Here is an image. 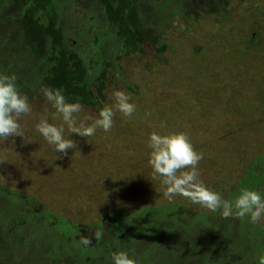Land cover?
<instances>
[{
    "label": "trees",
    "instance_id": "1",
    "mask_svg": "<svg viewBox=\"0 0 264 264\" xmlns=\"http://www.w3.org/2000/svg\"><path fill=\"white\" fill-rule=\"evenodd\" d=\"M231 6L232 0H0V72L15 74L20 91L30 102L44 103L42 89L54 86L62 89L69 100H79L84 108L98 112L108 98L107 76L111 70L119 72L118 62L123 53L139 55L145 43H152L161 55L168 48L164 36L178 21L197 20L202 15L226 20ZM98 25L101 27L96 30ZM81 26L86 28L84 36H79ZM74 33L88 45L78 48ZM250 40L255 41L254 46L243 41L233 45L230 52L252 45L253 53L260 55L256 46L261 42L258 29L253 30ZM230 52L225 58H233ZM121 81L132 93L138 92L127 80ZM46 111L51 117L53 112L42 109L28 120L22 118L24 137L2 140L8 147L6 165L14 167L11 153L20 155L21 144L39 137L47 143L35 129L37 120ZM136 111L141 115L150 110ZM131 121L133 126L141 122ZM123 127L124 122L121 131L131 135L130 126ZM117 129L113 125L111 131L115 133ZM242 130L248 138L246 129ZM138 137L145 139L144 133ZM231 137L237 136L233 133ZM71 138L76 149H69L68 155L61 153L58 161L61 171L67 173L63 180L72 185L57 186L53 178L48 181L49 187L62 193L59 198L64 204L77 202L79 207H90L97 192L107 189V177L92 180L74 167L82 159L80 152L92 151L88 149L96 147L93 141L97 140L79 134ZM93 155L91 159L101 156ZM128 157L119 162L121 166L139 164L151 170L147 160ZM227 171L219 172L217 180L209 185L225 199L233 198L245 187L264 190V153H258L248 163L244 174L236 180V187L233 182H224L222 174ZM123 176L114 172L108 185L112 189L120 187ZM70 189L77 197L68 195ZM148 189L161 195L158 180ZM179 197L174 202L166 199L138 211L117 208L105 217L108 221L83 229L76 220L71 222L46 209L31 194L16 192L0 183V264H112L110 251L118 247L135 253L139 264H258V256L264 254V223L253 224L247 217L225 219L219 213L201 212L186 198ZM105 209L97 215L106 213ZM108 216L113 219L110 221ZM114 228L121 232L115 233ZM97 233L98 239L94 236ZM81 235L92 237L90 247L78 243Z\"/></svg>",
    "mask_w": 264,
    "mask_h": 264
},
{
    "label": "rangeland",
    "instance_id": "2",
    "mask_svg": "<svg viewBox=\"0 0 264 264\" xmlns=\"http://www.w3.org/2000/svg\"><path fill=\"white\" fill-rule=\"evenodd\" d=\"M228 17L224 20L220 16L202 15L197 20L178 21L175 28L164 36L168 48L163 54L158 55L152 43H145L143 53L136 56L123 53L118 62L119 72H109L105 104L112 102L114 90L121 89L132 95L142 113L147 110L154 112L139 115L136 111L132 118L117 113L114 126L118 129L115 133L98 129L90 137L97 140L93 141L96 147L88 149H93L89 153L80 152L81 161L72 166L92 180L107 177L108 184L114 172L124 175L120 187L112 189L107 184L106 190L97 192L96 197L90 200L94 203L90 207H79L77 202L64 204V200L59 198L62 193L51 191V182H48L55 178L57 182L53 183L57 186L71 184L63 180L67 173L60 169L58 157L61 153H56L53 146L41 137L21 144L20 155L11 153V160L15 159L14 169L6 165L9 163L5 156L8 147L5 141L0 142V183L16 192L31 194L57 216L79 222L80 228L85 229L90 224L98 226L97 223L115 213L117 208L132 212L166 200L162 194L148 192V188L157 181L153 179L152 170L139 164L123 167L119 162L129 159L128 155L148 161L150 150L147 141L151 132L182 130L190 134L193 144L204 153L199 167L206 183L213 185L217 174L228 170L222 178H225L224 182H233L236 187L235 182L244 174L248 163L258 153H264V0H232ZM81 27L79 36H84L86 28ZM99 27L101 25L95 26L96 30ZM254 29L260 33L261 42L256 45L260 55L253 53L255 41L250 40ZM73 35L78 48L88 45L78 39L76 33ZM243 41L253 46L230 52L233 45ZM229 52L233 58H225ZM121 80H127L138 92L129 91ZM44 100L42 104L31 102L32 113L23 118L28 120L29 116L42 109L54 112ZM84 110L92 115L98 113L94 108L86 107ZM131 119H140L141 122L133 126ZM121 121L124 122L123 128L130 126L131 135L121 131ZM244 128L248 138L242 130ZM139 133H144L145 139L138 137ZM233 133L236 138L231 137ZM93 153L101 156L91 159ZM122 187L128 191L123 192ZM67 193L70 197H77L72 189ZM195 206L201 212H210ZM105 208L106 213L98 216V212ZM108 217L110 221L113 219ZM114 232L119 234L121 229L114 228ZM94 236L98 239L99 233Z\"/></svg>",
    "mask_w": 264,
    "mask_h": 264
},
{
    "label": "clouds",
    "instance_id": "3",
    "mask_svg": "<svg viewBox=\"0 0 264 264\" xmlns=\"http://www.w3.org/2000/svg\"><path fill=\"white\" fill-rule=\"evenodd\" d=\"M42 92L54 112L51 117L47 111L42 114L35 129L56 153L65 155L69 149L77 147L71 138L73 134L90 138L98 129L110 132L117 113L132 118L137 109L132 95L121 89L114 90L112 102L101 107L95 115L86 113L79 100H69L60 88L45 86ZM32 110L29 97L18 87L17 76L0 72V141L10 136L24 137L21 120ZM147 146L153 178L160 182L159 193L169 202L181 196L225 219L247 217L253 224L264 221V190L245 187L233 198L225 199L202 178L199 165L204 153L196 148L188 132L153 131L149 134ZM78 243L90 247L92 237L81 235ZM110 257L112 264H139L135 253L126 248L111 250ZM257 259L258 264H264V254Z\"/></svg>",
    "mask_w": 264,
    "mask_h": 264
},
{
    "label": "flooded vegetation",
    "instance_id": "4",
    "mask_svg": "<svg viewBox=\"0 0 264 264\" xmlns=\"http://www.w3.org/2000/svg\"><path fill=\"white\" fill-rule=\"evenodd\" d=\"M93 243H95V242H93Z\"/></svg>",
    "mask_w": 264,
    "mask_h": 264
}]
</instances>
